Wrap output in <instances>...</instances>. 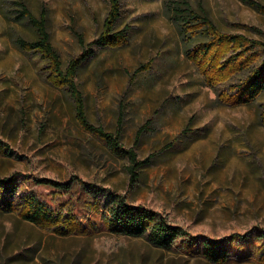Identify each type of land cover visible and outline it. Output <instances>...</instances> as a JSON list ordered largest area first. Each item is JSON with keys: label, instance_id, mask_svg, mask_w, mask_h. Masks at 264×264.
Segmentation results:
<instances>
[{"label": "rangeland", "instance_id": "374dc122", "mask_svg": "<svg viewBox=\"0 0 264 264\" xmlns=\"http://www.w3.org/2000/svg\"><path fill=\"white\" fill-rule=\"evenodd\" d=\"M185 1L219 30L264 41V13L244 0L121 1L116 28H130L128 42L95 47L76 81L90 121L118 131L139 159L149 157L131 180L129 160L78 124L69 93L51 85L39 54L18 43L37 36L22 6L35 16L45 8L65 67L83 51L79 39L88 43L102 29L106 0H0V176L16 174L27 191L49 199L39 179L75 175L199 236L237 234L240 243L264 231V91L249 104L217 99L186 56L189 40L207 34L185 26L188 15L177 9ZM0 264L217 263L157 247L145 236L59 234L0 208ZM226 264H264V257L233 254Z\"/></svg>", "mask_w": 264, "mask_h": 264}, {"label": "trees", "instance_id": "16d2710c", "mask_svg": "<svg viewBox=\"0 0 264 264\" xmlns=\"http://www.w3.org/2000/svg\"><path fill=\"white\" fill-rule=\"evenodd\" d=\"M121 1L106 0L107 12L102 29L88 43L79 39L83 51L70 59L65 67L51 43L45 8L35 16L22 6V12L37 36L34 40L19 38L18 43L24 51L39 54L44 61L46 80L57 88L65 89L71 96L78 124L115 154L126 157L130 162V179L137 180L138 170L150 161L149 157L139 159L133 147L126 148L120 143L118 131L106 130L90 121L84 95L76 81L79 67L93 54L95 47L113 48L128 42L130 28H116L122 13ZM244 2L264 13L263 3L255 0ZM177 9L186 11L188 16L184 23L190 31L203 28L207 34L205 40L191 41L188 38L186 56L196 65L205 83L216 90L217 99L231 106L255 101L264 91V41L242 33L219 30L210 18L196 13L187 2L184 8ZM261 119L264 122V104ZM37 182L49 190V199L27 191L16 174L0 176V208L5 211L17 209L23 219L59 234L104 229L114 234L145 236L157 247L200 255L217 264L230 262L233 254L264 257V231L240 243L236 240L237 234L224 238L199 236L172 223L159 211L134 204L126 195L106 190L78 176H71L65 181L39 179ZM7 189L9 191L5 194ZM88 213L92 215L87 217ZM85 215L87 223L81 226L80 218Z\"/></svg>", "mask_w": 264, "mask_h": 264}]
</instances>
